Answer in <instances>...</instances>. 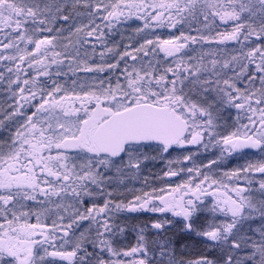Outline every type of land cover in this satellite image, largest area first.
<instances>
[{
    "label": "snow or ice",
    "instance_id": "6c2138e0",
    "mask_svg": "<svg viewBox=\"0 0 264 264\" xmlns=\"http://www.w3.org/2000/svg\"><path fill=\"white\" fill-rule=\"evenodd\" d=\"M133 18L135 54L108 46ZM0 67V264H264V0H0Z\"/></svg>",
    "mask_w": 264,
    "mask_h": 264
},
{
    "label": "flooded vegetation",
    "instance_id": "af4514ba",
    "mask_svg": "<svg viewBox=\"0 0 264 264\" xmlns=\"http://www.w3.org/2000/svg\"><path fill=\"white\" fill-rule=\"evenodd\" d=\"M85 23H86V21H85ZM142 23H143L142 21L136 20L135 18H133L132 20H129L126 24L119 26L118 29L113 34L108 36L106 43L108 44V46H112L113 44L117 45L118 49L121 52H123L125 49H127L128 51H133V54H135L134 49L139 47V45L144 42V40H143L144 33H136V31H135V29L137 27L142 26ZM177 27L179 28V25ZM220 30L223 31L224 28L221 27ZM145 31L147 32L149 30H145ZM185 31L187 32V29H185ZM174 34L178 35L177 29L156 28V29L151 30L149 38L155 39L158 37L161 40L170 39L173 37ZM65 35H67V33H65ZM192 47H196L197 49H199V45L192 46ZM204 47L206 50L209 46L205 45ZM218 47L220 49L224 50L222 52V57L226 58L228 55L232 54L231 49L234 47V42L225 41L223 45H219ZM102 50L103 49L98 48L97 52L102 51ZM162 55L163 54L161 53V56ZM189 55L195 56V55H197V53L191 52V53H189ZM106 59L108 60V62H113L108 57H106ZM99 62H100V59H99L98 55L89 60L90 64H96ZM122 66H123V62H121V67ZM115 73L119 74V69L115 70ZM78 75L81 78H84L86 75L88 77H91L95 74L79 73ZM100 75L102 77H106L109 75V72L106 71L105 73H102ZM61 79L62 80L68 79V77H62ZM0 84L2 86V92L5 93V95H8L6 81L0 82ZM68 103H72V102L68 101ZM7 111H9V109H7ZM234 111L235 110H233V112ZM4 113H5L4 109L0 110V119H3ZM228 122L229 123L232 122L231 118H228ZM12 126H13V122H9V121L5 122V128L3 130H0V142L7 141L8 136H9L8 129L11 128ZM245 153L246 154H237L236 156L230 157L227 160L223 161L219 166L220 169L225 170V171H230V170L237 168V167H240L241 165H244L248 162H256V161L261 159L260 155L257 152H255L254 150L246 149ZM216 154H217L216 152L209 150V152L200 155L197 158L196 163L197 164H200L201 162L207 163L208 160L215 158ZM174 156L179 157V154L174 153ZM165 167H166L165 161H160V160L148 161L146 165L142 166V171H141L140 176H138V177H125L123 179V182L121 183L120 188H119V191L121 193H123V196L120 198L121 199H123V198L130 199L131 198L132 193L128 192L127 191L128 189H133L137 194L142 189L143 190H149L144 184V178L145 177H147L149 184L151 186H164L162 181L160 179H157L156 177ZM213 167L215 168L216 166L214 165ZM261 175L262 174H260V173H254L256 181H258L261 178ZM171 179L173 181H178L179 178L173 177ZM253 187L254 188L258 187V184L254 183ZM255 194L257 196L259 195L258 192ZM55 211H56V209L53 207V214L49 215L47 222L50 223V220L55 218V216H54ZM125 215H131L133 217V219L130 221L131 223H139L140 220L145 218L144 215H140V214H125ZM145 215H147V214H145ZM137 216L139 217V219L136 218ZM33 222H35L34 218H33ZM129 240H130V242L134 243V234H132V233L129 234Z\"/></svg>",
    "mask_w": 264,
    "mask_h": 264
},
{
    "label": "rangeland",
    "instance_id": "374dc122",
    "mask_svg": "<svg viewBox=\"0 0 264 264\" xmlns=\"http://www.w3.org/2000/svg\"><path fill=\"white\" fill-rule=\"evenodd\" d=\"M0 71H4V68L0 67ZM10 102H11L10 97L8 95H5V93L2 92V86L0 84V110L4 109V111L7 112V109H9L8 105Z\"/></svg>",
    "mask_w": 264,
    "mask_h": 264
}]
</instances>
